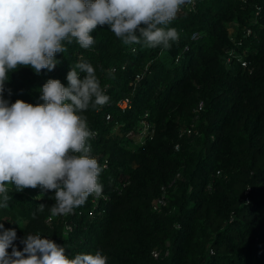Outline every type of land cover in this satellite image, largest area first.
Here are the masks:
<instances>
[{
    "label": "trees",
    "instance_id": "1",
    "mask_svg": "<svg viewBox=\"0 0 264 264\" xmlns=\"http://www.w3.org/2000/svg\"><path fill=\"white\" fill-rule=\"evenodd\" d=\"M171 26L180 40L169 50L125 46L105 26L92 34V49L67 45L54 70L10 74L5 100L42 103L43 84L59 79L67 86L70 65L83 59L110 97L85 113L97 131L92 154L108 162L103 198L49 219L37 206H51L53 193L12 189L0 223L16 230L18 248L33 232L70 256L101 249L108 264H264V0H195ZM125 97L129 107L121 110ZM141 120L153 134L129 144L127 133ZM114 126L122 135L111 133ZM183 126L198 134L179 135ZM162 186L167 205L156 212Z\"/></svg>",
    "mask_w": 264,
    "mask_h": 264
},
{
    "label": "clouds",
    "instance_id": "2",
    "mask_svg": "<svg viewBox=\"0 0 264 264\" xmlns=\"http://www.w3.org/2000/svg\"><path fill=\"white\" fill-rule=\"evenodd\" d=\"M194 3L0 0V208H8L12 189L23 192L39 187L53 193L51 206H37L41 213L48 209L49 219L74 214L89 197L103 198L105 166L92 154L90 141L95 133L85 115L110 99L96 68L83 59L70 65L67 86L59 79H48L39 89L42 103L36 104L20 99L10 104L4 99L10 74L20 67L37 75L54 70L60 63L57 54L65 53L67 45L90 50L96 42L92 34L105 26L125 46L169 50L180 40V31L171 25ZM48 237L26 232L21 250L14 243L16 230L0 223V264H108L101 249L70 256L66 246Z\"/></svg>",
    "mask_w": 264,
    "mask_h": 264
},
{
    "label": "built area",
    "instance_id": "3",
    "mask_svg": "<svg viewBox=\"0 0 264 264\" xmlns=\"http://www.w3.org/2000/svg\"><path fill=\"white\" fill-rule=\"evenodd\" d=\"M256 9H258V7H256ZM237 59L240 60L243 65L246 64L245 60H243L242 55H237ZM129 103H130L129 98L125 97L117 103V106L121 110H125L127 107H129ZM202 107H203V103H202V101H200L197 104L194 111L198 112L199 110L202 109ZM105 119L106 120L109 119V114H106ZM115 128L116 127L114 126V129ZM112 130H111V133H113ZM92 131L95 133V136H94V138H95L97 135V131L96 130H92ZM152 134H153L152 124H150L149 122H146L145 120H141L139 122V125L136 127L135 130H131L127 133L128 136L134 137L136 139V143H138V144L144 143L147 138H151ZM197 134H198V131L196 129H194L192 126H183L180 128V131H179V135H197ZM176 147H177V145H176ZM107 164H108V162H107V159L105 158L102 162V165H104L106 167ZM125 183H127V181H125ZM41 192H42V190L38 187L35 189L34 195L40 196ZM166 205H167L166 187L162 186L161 187V194L158 196L155 203L153 204V210L156 212H160L162 210V208L165 207ZM66 227L68 229H70V225H67ZM152 255L154 257L158 256V250L156 248H154L152 250Z\"/></svg>",
    "mask_w": 264,
    "mask_h": 264
},
{
    "label": "rangeland",
    "instance_id": "4",
    "mask_svg": "<svg viewBox=\"0 0 264 264\" xmlns=\"http://www.w3.org/2000/svg\"><path fill=\"white\" fill-rule=\"evenodd\" d=\"M228 30H229V31H232V30H233V25H232V23H231V24H228ZM112 131H113V133H116V132H117L118 134H121V135H122V132H120V130L117 129V128L113 129ZM131 141H132L133 143H135V142H136V139L133 137L132 140L129 141V144H130Z\"/></svg>",
    "mask_w": 264,
    "mask_h": 264
}]
</instances>
